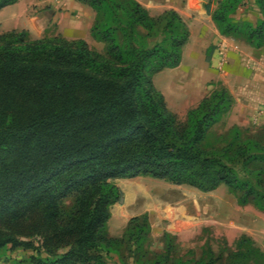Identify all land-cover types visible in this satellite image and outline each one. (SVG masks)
<instances>
[{
    "label": "trees",
    "instance_id": "16d2710c",
    "mask_svg": "<svg viewBox=\"0 0 264 264\" xmlns=\"http://www.w3.org/2000/svg\"><path fill=\"white\" fill-rule=\"evenodd\" d=\"M77 1L97 13L92 36L104 53L62 35H0V258L6 249L31 251V264L144 257L147 214L110 236L112 208L124 201L118 180L151 177L204 193L225 184L241 193V206L253 201L264 213V144L238 126L213 140L235 105L230 91L217 86L181 123L155 84L183 61L191 38L184 18L173 9L152 16L138 0ZM255 1L263 16L256 24L233 18L245 0L205 9L223 36L262 49L264 0ZM18 2L0 0V11ZM163 238L168 262L174 236ZM224 259L209 264H264V250L244 235Z\"/></svg>",
    "mask_w": 264,
    "mask_h": 264
},
{
    "label": "rangeland",
    "instance_id": "374dc122",
    "mask_svg": "<svg viewBox=\"0 0 264 264\" xmlns=\"http://www.w3.org/2000/svg\"><path fill=\"white\" fill-rule=\"evenodd\" d=\"M219 1L195 0L191 8L185 9L186 21L190 18H193L194 22L199 19H208L207 16L210 18L211 16L205 11V6L211 2L213 10H216ZM8 8L0 11V35L7 31L26 30L25 27H32L34 21H39V15L48 9L36 0H19L16 6ZM149 11L155 17L162 14L161 8H152ZM233 18L240 23L249 21L256 24L263 19V16L255 0H245V4L233 15ZM14 19L20 20V23L12 22ZM196 25L200 26L198 23ZM194 31L196 32L195 27ZM29 32L35 39L43 38L47 34L60 35L58 25L53 22L47 26L45 31ZM231 40V42L225 43L224 50L216 56L220 60V66L215 69L220 73L233 71L237 78L251 76V72L254 71L252 59L260 57V54L264 53V49H254L243 38H232ZM149 41L154 42L155 40L150 39ZM90 45L102 53L106 51L105 44L97 42L95 39ZM212 70L213 68L209 67L207 63H202L201 81L200 83L194 82V84L200 85V94H196L194 100L196 101L199 96H208L211 90L216 89L217 86L227 88L235 99V105L231 112L215 127L213 140L228 137L231 129L238 126L247 135L264 144V99L260 98L258 89V83L264 82H253L249 77L250 80L247 82H235V84L231 82L229 83L231 86L228 87L227 84L215 82L212 77L208 76ZM155 84L159 90L167 91L169 97H179V91L172 87V82L168 81L167 73L158 75ZM188 92L190 93V91ZM171 101L175 108L171 111L178 116L181 123H185L186 120L180 117L183 111L181 102L176 99ZM171 101H167L168 105ZM240 177L246 178L245 173H241ZM250 179L255 183L254 177H250ZM149 180L168 184V182L159 179L150 178ZM124 182L128 181L118 180L116 183L119 186H124V191L129 196L130 192L127 188L137 184V181H129L128 184ZM221 186L222 188L216 193L218 202L216 210L210 211L212 216L210 222L204 224L200 233L192 238L180 239L174 236V247L168 262L166 261L167 242L165 239L150 238L146 244L147 252L144 257L126 252L127 260L123 262L118 255L111 254L106 257V264H209L211 260L217 261L222 253L225 261L231 251H234L236 242L244 235L253 238L256 245L264 250V213L254 205L253 201L247 206H241L239 204L241 193L232 192L225 184ZM68 204L70 205V202ZM117 208V204H115L112 208L114 214ZM129 208L131 214L134 215L143 211L142 204L132 205ZM31 255V251L6 249L0 258V264H31Z\"/></svg>",
    "mask_w": 264,
    "mask_h": 264
},
{
    "label": "crops",
    "instance_id": "0c3cea01",
    "mask_svg": "<svg viewBox=\"0 0 264 264\" xmlns=\"http://www.w3.org/2000/svg\"><path fill=\"white\" fill-rule=\"evenodd\" d=\"M48 9L39 15V21H34L32 27H25L26 30L33 32L45 31L47 26L53 22L59 27V34L70 40L84 39L92 44L94 39L92 36V28L96 21L97 13L90 6L77 0H36ZM148 10L152 8H161L162 13L167 10H176L185 19V9L191 8L195 0H138ZM200 1V0H197ZM16 6H9V8ZM8 8V9H9ZM5 10V9H3ZM206 11V9H205ZM207 13V11H206ZM208 19H199L197 21L190 18L187 22L191 29V38L185 47L183 61L177 68L166 69L155 76L167 73L169 82L172 87L179 91V97H169L167 91L160 90L166 97L167 101L177 100L181 102V118L186 120L190 109L197 107L201 101L207 97L199 96L195 101L196 94H200V85L194 82L201 81L202 63H207L213 68L208 76L213 78L215 82H223L228 87L229 83L247 82H264V53L260 57L253 58L254 71L251 76L244 78L243 76L235 77L233 71L218 72L215 68H219L220 60L218 53L224 50L226 42H231L232 38L223 36L218 30L212 17ZM14 23H20V20H12ZM200 24L197 26L196 24ZM196 28V32L194 31ZM210 47H214L211 61L207 60V51ZM253 49V48H252ZM256 49V48H254ZM264 49V48H262ZM261 49V50H262ZM237 50V48H236ZM203 61V62H202ZM154 79V81H155ZM229 84V85H228ZM259 84L260 98L264 99V83ZM212 88H215L212 86ZM257 89V90H258ZM168 90V89H167ZM190 91V93L188 92ZM213 89L211 90V92ZM210 92V94H211ZM209 94V95H210ZM208 95V96H209ZM172 98V99H171ZM170 109H175L172 101L169 104ZM151 177H138L126 180L137 181L129 190V196L124 191V186H120L124 192L123 203L117 204V211L109 221V233L111 237L120 238L125 233L129 221L133 217L147 214L149 216L152 232L151 238H163L165 233H170L178 238H192L198 235L204 224H208L212 219L211 210H216L217 196L216 193L222 188L203 194L204 192L189 188L186 185H175L172 183L165 184L149 180ZM143 179V180H140ZM164 181V180H163ZM167 182V181H165ZM129 198V199H128ZM143 205V211L136 215L131 214L130 206ZM208 210V212H207Z\"/></svg>",
    "mask_w": 264,
    "mask_h": 264
}]
</instances>
